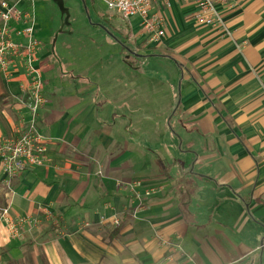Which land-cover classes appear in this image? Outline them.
Returning a JSON list of instances; mask_svg holds the SVG:
<instances>
[{"label":"crops","instance_id":"crops-1","mask_svg":"<svg viewBox=\"0 0 264 264\" xmlns=\"http://www.w3.org/2000/svg\"><path fill=\"white\" fill-rule=\"evenodd\" d=\"M7 1L42 28L47 0ZM217 9L226 30L198 24L194 0L157 4L166 36L148 42L133 19V53L112 40L98 56L39 47L48 161L0 169V264L264 262V0ZM26 81L20 60L0 72V139L30 118ZM118 182H140L143 203ZM26 217L38 223L14 236Z\"/></svg>","mask_w":264,"mask_h":264},{"label":"built area","instance_id":"built-area-1","mask_svg":"<svg viewBox=\"0 0 264 264\" xmlns=\"http://www.w3.org/2000/svg\"><path fill=\"white\" fill-rule=\"evenodd\" d=\"M110 10L119 14L123 19H139L141 35L150 43H158L166 36L165 19L162 16L151 15V11L159 3L170 7L172 0H101ZM225 0H194L197 11L195 21L207 27L225 29L218 5ZM226 30V29H225ZM36 17L32 10H21L16 3L7 0L0 1V72L7 78L9 69L16 60H20L27 81L21 86L24 93L22 104L28 109L30 118L22 120L24 128L15 137L0 139V169L10 178L25 173L31 168L40 167L47 163V146L40 133L37 122L40 112L48 100L44 94L42 71L36 66L37 52L40 43L35 38ZM22 38L26 43L18 41ZM140 182H118L119 190L134 194L143 203L138 189ZM159 189L146 191L145 197L157 194ZM6 213V212H5ZM101 222H105L102 217ZM38 223L37 218L26 217L10 226L14 236H20L19 229H29ZM116 226L120 223L114 221ZM86 223L84 227H89ZM171 243H167L170 245ZM264 248V245H263Z\"/></svg>","mask_w":264,"mask_h":264},{"label":"rangeland","instance_id":"rangeland-1","mask_svg":"<svg viewBox=\"0 0 264 264\" xmlns=\"http://www.w3.org/2000/svg\"><path fill=\"white\" fill-rule=\"evenodd\" d=\"M36 5L37 22L42 28L36 31L35 38L40 47L53 44L59 51L64 43L74 42L89 56L103 55L109 48L105 43L108 40L121 41L126 44L127 52L133 53V46L137 38L133 33H128V28L134 27L133 19L127 21L119 14L110 10L101 0H94V6L90 0H47ZM62 3L67 12H63ZM101 14V15H100ZM130 26V27H129ZM131 31V30H130ZM50 46V45H49ZM79 50V49H76ZM127 55H130L127 53ZM135 61V57H132ZM135 63V62H134Z\"/></svg>","mask_w":264,"mask_h":264},{"label":"water","instance_id":"water-1","mask_svg":"<svg viewBox=\"0 0 264 264\" xmlns=\"http://www.w3.org/2000/svg\"><path fill=\"white\" fill-rule=\"evenodd\" d=\"M59 5H60L61 7H63V12L66 13V10H65L63 4H62V3H59ZM263 263H264V262H263V260L261 259V263H260V264H263Z\"/></svg>","mask_w":264,"mask_h":264}]
</instances>
